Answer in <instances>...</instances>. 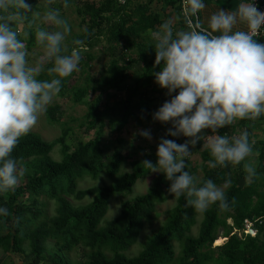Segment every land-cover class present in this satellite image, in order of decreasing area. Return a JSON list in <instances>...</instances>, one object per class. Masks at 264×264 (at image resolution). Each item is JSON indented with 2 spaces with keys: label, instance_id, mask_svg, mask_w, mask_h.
Here are the masks:
<instances>
[{
  "label": "trees",
  "instance_id": "obj_1",
  "mask_svg": "<svg viewBox=\"0 0 264 264\" xmlns=\"http://www.w3.org/2000/svg\"><path fill=\"white\" fill-rule=\"evenodd\" d=\"M32 1L28 0L32 5L31 12L19 21L24 23L25 31L31 28L33 10L39 9ZM53 1L57 2L45 1L48 9L53 6ZM59 2L56 8L65 6L64 0ZM73 3L79 30L68 39L66 54L73 47L80 48L81 75L94 58L92 50L98 43L105 44L103 50L110 56L98 75L83 72L84 82L75 83L70 89L72 101L87 106L82 123L84 131H94V134L87 141L71 146L66 141L70 127H62L61 134L52 141H45L33 131L20 138L11 155L24 169V175L14 189L0 192V206L8 209L7 214H0V249L24 257L32 256L37 264H73L68 254L78 248L87 251L81 264H264V138L253 139L255 127L264 126V115L256 119L238 118L218 130L229 136L248 130L253 153H256L257 175L251 181L246 180L244 161L213 168L207 163L213 157L209 150L201 148L202 140L195 145L202 161L200 184L207 179L217 185L231 180L224 189L230 208L221 210L219 202L210 205L203 211L195 236L190 231L195 224L196 210L186 205V196H181L167 211L164 224L146 237L140 251L136 255H127L128 248L137 242L141 228L145 223H152L156 202L164 200L168 191L171 181L162 172L156 175L145 193L131 201H123L120 213L102 223L110 199L118 193H130L136 181L150 169L144 165L134 166L131 173L114 184L86 189H78V180L84 176L97 179L102 173L112 177L125 160L126 154L116 149L110 155L105 154L102 135L106 121L110 128L116 127L119 132L131 118L139 121L143 115L141 110L135 112L126 100L122 117H113L120 104L118 93L126 88L124 82L133 76L136 65L141 70L131 87L130 97H136L139 88L145 87L153 94L150 101L170 99L167 90L155 82L154 73L160 66L155 64V42L148 30L158 29L171 15L178 17V29L187 30L188 25L182 15L183 0H69L68 5ZM19 22L14 23L15 28ZM74 39H81L83 45H74ZM25 44L28 48L36 44L31 30ZM84 60L87 63H83ZM51 66L52 62H46L45 71L38 78L51 79L52 74L47 72ZM62 79L63 88L69 76ZM113 97L116 99L112 101ZM58 108L53 105L46 110L49 123L61 118ZM204 131L211 134L210 129ZM188 139L181 135L176 141L184 143ZM56 145L60 148L59 160L50 155ZM185 160V170L194 174L196 167L186 157ZM43 197L57 203L54 216L47 217L43 213L40 203ZM68 197L77 200L90 197L91 200L83 206H73ZM245 218L255 224L257 233L253 237H239L235 231L242 228ZM220 230L224 241L212 247ZM48 240L53 241L52 246L48 245ZM175 242L180 246L178 255Z\"/></svg>",
  "mask_w": 264,
  "mask_h": 264
},
{
  "label": "clouds",
  "instance_id": "obj_2",
  "mask_svg": "<svg viewBox=\"0 0 264 264\" xmlns=\"http://www.w3.org/2000/svg\"><path fill=\"white\" fill-rule=\"evenodd\" d=\"M68 3L64 0L65 7ZM206 7L205 0H184L186 15H197ZM31 10L28 0H0V192L14 189L24 175L11 153L61 91L62 78L78 70L82 58L79 47L66 54L64 42L71 25L59 8H49L42 21L54 27L36 30V42L44 52L30 63L25 41L14 23ZM148 32L155 42V64L160 66L154 73L155 82L170 97L153 113V119L171 123L168 135L190 139L178 143L161 137L157 162L145 159L142 164L164 173L171 181L168 192L177 198L186 196L187 206L203 212L219 202L221 210H228L224 188L212 179L200 184L185 170V157L191 155L189 146L201 140L202 148L213 157L207 162L213 168L239 164L253 152L247 129L233 136L218 130L238 118L264 115V42L256 38L264 32V10L257 0H239L235 10L219 7L196 27L175 28L170 18ZM73 44L83 45V41L74 39ZM49 61L52 66L47 72L54 75L39 79ZM205 129L211 134L203 133ZM139 135L151 139L152 134L150 129H142ZM244 169L248 181L257 175L252 162L245 163ZM230 183L226 180L225 186ZM7 213L8 209L0 206V214Z\"/></svg>",
  "mask_w": 264,
  "mask_h": 264
},
{
  "label": "rangeland",
  "instance_id": "obj_3",
  "mask_svg": "<svg viewBox=\"0 0 264 264\" xmlns=\"http://www.w3.org/2000/svg\"><path fill=\"white\" fill-rule=\"evenodd\" d=\"M31 1V0H30ZM46 0H34V2L38 10H33L31 17V30L35 37V32L40 27L49 28V30L53 29V25L44 23L42 21L43 14L48 10V5L45 3ZM137 1V0H136ZM142 1V0H139ZM53 6L51 8L55 9L56 6L59 5V0L52 2ZM60 9V13L63 17H65L69 24L71 25V33L66 37L64 45L66 46L68 39L76 32H78V18L75 13L74 3L68 5L67 7L63 6ZM39 13V15H37ZM170 19V17H169ZM16 30L20 34V37L25 41L29 37V31H25L24 23L21 21L17 25ZM27 33V35H25ZM36 42V37H35ZM105 44L103 42L98 43L94 49L92 50V54L94 58L89 62V66L83 71L84 73H89L94 76L98 75L102 70L103 66L109 59V53L103 50ZM27 47V45H26ZM29 52V62H34L35 59L39 58L43 55V48L37 42L34 46L28 48ZM118 51V50H115ZM83 63H87L85 60ZM141 67L135 66L133 71L134 74L131 78H128L124 84L126 88L118 93L120 96V104L116 109L113 117L119 119L122 117L124 112V106L126 100H129V104L131 108L136 112L141 110L143 115L139 121L134 118H131L127 124L122 128L121 131H117L115 128H110L108 121H106L103 135H102V148L105 151L106 155H110L115 149L116 151H120L123 154H126L125 160L122 161L119 171L113 175L112 177L107 176L105 173H102L97 179H93L90 176H84L82 179L78 180V189H86L92 187L94 185L102 186V185H110L120 181L125 174L131 173L134 170V166H142V161L145 159L151 160L153 163L157 162V147L160 142L161 137H165L168 139H179L181 136L173 137L167 134V129L172 125L170 122L162 123L158 120L153 119V113L163 104L164 101L153 100L150 101L149 97H153V94L148 92L145 87L139 88V92L136 97L131 98V87L135 85V79L137 75L140 73ZM78 67V70L74 71L75 74L69 76V80L66 82V85L61 89V91L53 98V101L47 106L46 110L53 105H57L58 108V116L61 117L58 122L49 123L46 119V110L43 111L37 123L33 126L30 131L38 133L45 141H52L57 138L61 134L62 127H70L71 131L68 133L66 141L71 145H75L79 141H87L94 134V131H90L86 133L84 131L83 117L87 111V106L85 103H75L72 101V97L70 94V89L72 85L79 82H84L85 74ZM54 74H52L53 76ZM51 76V78H52ZM80 78L78 79V77ZM78 79V80H76ZM143 93V94H142ZM142 94V95H141ZM117 96V95H116ZM116 98H112V101ZM142 129H150L151 130V139L145 138L139 135L140 130ZM203 133L206 134L204 130ZM236 135V134H234ZM120 141H119V140ZM203 145V141H201ZM191 155L186 157L189 162L196 167V171L193 174L197 177L198 181L200 180L203 171L201 169V158L199 152L195 150V145H190ZM202 148V146H201ZM53 159H60V148L59 145H56L50 153ZM248 159V160H247ZM252 158L248 157L244 160L245 163L252 162ZM22 168V167H21ZM160 171H149L144 177L139 178L134 184L132 191L130 193H118L110 199L108 211L104 216V220L102 223L106 222L117 216L121 211V203L123 201H131L135 196L145 193L148 188L152 185L154 178ZM246 173V171H245ZM247 175V173H246ZM23 176L20 177L19 181ZM218 186L226 188L225 183L221 182ZM164 200L156 202L154 211L152 213L153 219L152 223H145V225L141 228V231L138 236V240L135 244L130 246L126 251L128 256L136 255L140 249L142 248V243L145 241L146 237L156 232L165 222L167 218V211L174 207L177 203V197L174 194L169 193L168 191L164 194ZM73 206H83L87 204L91 198L86 197L82 200H77L73 197H68L67 199ZM41 207L43 209V213L47 217L54 216L56 211L57 203L53 199L42 198L40 199ZM196 210V209H195ZM203 217V212L195 211V224L191 228L190 234L195 236L198 233L200 222ZM227 222L230 224L231 220L228 219ZM219 237L213 241L212 247L218 246L223 243L224 239L222 237V232L220 230ZM48 245L52 246L53 241L48 240ZM49 250V247H47ZM175 251L176 255L179 254L180 246L177 242H175ZM85 252L80 248L74 250L73 252L68 254L71 262L73 264H81V261L84 260ZM65 253L64 255H66ZM46 256L49 260L50 251L46 252ZM24 256L22 254H15L11 252H4L0 249V263L1 264H15L19 261H24ZM29 261H32L31 264H37L34 259L28 257Z\"/></svg>",
  "mask_w": 264,
  "mask_h": 264
},
{
  "label": "crops",
  "instance_id": "obj_4",
  "mask_svg": "<svg viewBox=\"0 0 264 264\" xmlns=\"http://www.w3.org/2000/svg\"><path fill=\"white\" fill-rule=\"evenodd\" d=\"M205 2L208 5V7H206L204 10H202L200 13H198L196 15L198 22L199 21H206L207 16H209L211 14V12L215 11L219 7H222L226 10H235L238 3H239V0H205ZM170 18L173 19V21H174V27L178 28L176 26L177 21H178V17L176 15H171ZM204 26H206V23ZM262 138H264V126L255 127L253 139L256 140V139H262ZM255 156H256V153H253V152L248 156V157L252 158L251 161H254V164H255V160H254ZM27 258L28 257H25L24 261L22 259V261H19L15 264H31L32 261H29V259H27Z\"/></svg>",
  "mask_w": 264,
  "mask_h": 264
},
{
  "label": "built area",
  "instance_id": "obj_5",
  "mask_svg": "<svg viewBox=\"0 0 264 264\" xmlns=\"http://www.w3.org/2000/svg\"><path fill=\"white\" fill-rule=\"evenodd\" d=\"M258 6L261 10H264V0H257ZM182 15L187 19V25L188 29L190 27H196L198 24L197 16L194 15V17H191L190 15H186L184 11V0L182 3ZM257 39H263L264 40V32H262L260 35L256 37ZM239 237H245L247 235L249 236H255L257 233L256 227L254 222L249 219L245 218L242 222V228L240 230H235Z\"/></svg>",
  "mask_w": 264,
  "mask_h": 264
}]
</instances>
